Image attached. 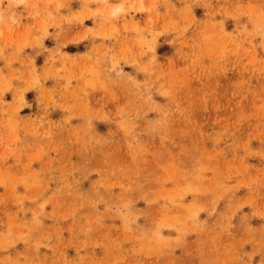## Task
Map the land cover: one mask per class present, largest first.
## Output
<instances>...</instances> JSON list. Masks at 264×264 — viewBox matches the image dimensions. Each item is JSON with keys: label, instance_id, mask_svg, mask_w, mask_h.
<instances>
[{"label": "rangeland", "instance_id": "obj_1", "mask_svg": "<svg viewBox=\"0 0 264 264\" xmlns=\"http://www.w3.org/2000/svg\"><path fill=\"white\" fill-rule=\"evenodd\" d=\"M0 264H264V0H0Z\"/></svg>", "mask_w": 264, "mask_h": 264}]
</instances>
